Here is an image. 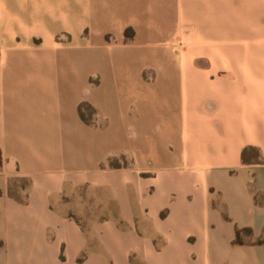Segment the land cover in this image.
Returning a JSON list of instances; mask_svg holds the SVG:
<instances>
[{"label":"crops","instance_id":"crops-1","mask_svg":"<svg viewBox=\"0 0 264 264\" xmlns=\"http://www.w3.org/2000/svg\"><path fill=\"white\" fill-rule=\"evenodd\" d=\"M219 1L0 0V264H264L234 243L264 230V0L241 53ZM75 188L117 214L82 223Z\"/></svg>","mask_w":264,"mask_h":264},{"label":"rangeland","instance_id":"rangeland-1","mask_svg":"<svg viewBox=\"0 0 264 264\" xmlns=\"http://www.w3.org/2000/svg\"><path fill=\"white\" fill-rule=\"evenodd\" d=\"M215 7V18L210 17L205 20L213 26V28L207 30V33L216 38L220 36L230 40L231 42L225 44L226 50L235 53L243 52L245 43L242 40L247 36L246 20L248 15L245 0H220L215 4ZM171 72L172 69L165 68L157 76L162 77ZM153 74V71L146 70V76L152 77ZM157 93H160L158 88ZM88 112L94 113L92 110H88ZM112 163L116 164V162ZM26 183L25 179L16 181L13 193L22 196L21 189L25 187ZM60 207L66 213L75 215L84 224L94 217H109L117 214L116 203L113 200L105 199L102 202L96 190L87 188L69 190L64 196ZM244 238L248 239L249 237L245 236Z\"/></svg>","mask_w":264,"mask_h":264},{"label":"trees","instance_id":"trees-1","mask_svg":"<svg viewBox=\"0 0 264 264\" xmlns=\"http://www.w3.org/2000/svg\"><path fill=\"white\" fill-rule=\"evenodd\" d=\"M134 33V31L132 29H128L126 31V35L127 37H130L132 36ZM84 108H86L87 110H92L94 111V109L92 108V106L90 104H84L83 105ZM82 115H83V112H82ZM84 116V115H83ZM258 149L255 148V147H252V146H248L246 147L244 150H243V161L244 162H248L250 159H251V155L255 154V155H258ZM3 163H4V158H3V153H2V150L0 149V170L2 169L3 167ZM112 165H115V163H112ZM12 195L15 196V194L11 193ZM17 197V196H16ZM19 200L23 201V198L18 196L17 197ZM256 200L259 202L260 201V198L257 197ZM245 236H248L249 238L248 239H245L244 237ZM264 230H263V233L260 237H255L254 234H253V230L252 228L250 227H238L236 229V236H235V239H234V243L235 244H243V243H247V242H252V243H257V244H264Z\"/></svg>","mask_w":264,"mask_h":264}]
</instances>
